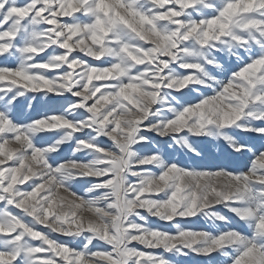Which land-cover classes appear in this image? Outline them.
<instances>
[{"label": "snow or ice", "instance_id": "1", "mask_svg": "<svg viewBox=\"0 0 264 264\" xmlns=\"http://www.w3.org/2000/svg\"><path fill=\"white\" fill-rule=\"evenodd\" d=\"M0 61V264H264V0H0Z\"/></svg>", "mask_w": 264, "mask_h": 264}, {"label": "rangeland", "instance_id": "2", "mask_svg": "<svg viewBox=\"0 0 264 264\" xmlns=\"http://www.w3.org/2000/svg\"><path fill=\"white\" fill-rule=\"evenodd\" d=\"M11 63L14 64L15 62L12 61ZM228 67L230 69L234 68L235 63L229 64ZM30 98L31 97L29 96V99ZM39 111H40L39 105H37L36 108H34L33 110L29 111L27 100L25 98H20V101L15 108V116L20 120H26L30 116L35 117L39 113ZM195 143L198 150L202 153V156L200 158L193 157L191 154H185L183 152H174L171 154L172 157L184 166H201V167H212V168H215L216 166H220V167H226L229 170L240 169L242 167V164L246 162V158L244 160H238L234 156H230L229 152L231 150L228 149L226 145H223L222 142L217 143L215 141L203 139L196 141ZM250 144L258 148L260 147L261 144H264V141L259 140L258 138H252L250 140ZM67 153H68V149L65 148V154ZM83 187H84L83 185H77L76 190L78 192H82ZM221 211H225V210L221 209ZM225 214L230 215L226 211ZM161 226L165 227L166 230L174 231V229L168 225L161 224ZM186 226L194 229L211 230L208 229V226L203 218L199 220L192 218V222L187 224ZM233 226L239 227V225L236 224L235 222L233 223ZM38 228L39 230L42 231H48L43 226H38ZM135 246L142 247L138 244H136ZM155 251H160V250L158 249ZM168 258L174 261V264H223L224 261L223 257H220L216 254H213L212 260H209L207 257L197 256L194 254L189 255L187 257L168 255Z\"/></svg>", "mask_w": 264, "mask_h": 264}]
</instances>
